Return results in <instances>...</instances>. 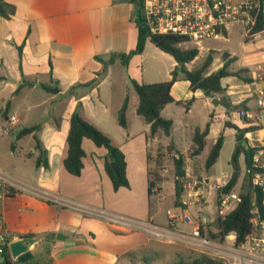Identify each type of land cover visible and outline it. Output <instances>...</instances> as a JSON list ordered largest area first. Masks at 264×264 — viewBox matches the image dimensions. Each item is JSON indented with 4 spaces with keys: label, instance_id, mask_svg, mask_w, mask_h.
<instances>
[{
    "label": "crops",
    "instance_id": "0c3cea01",
    "mask_svg": "<svg viewBox=\"0 0 264 264\" xmlns=\"http://www.w3.org/2000/svg\"><path fill=\"white\" fill-rule=\"evenodd\" d=\"M6 1L16 7V14L11 19L0 18V117L5 118L7 111V122L12 117L18 120L13 126L18 129L16 138L26 142L22 154L31 162L25 183L77 205L166 227L170 212L180 214L186 212L187 207L181 197L177 201L176 176L173 181L175 198L169 204L176 203L173 208L169 206L165 213L162 206L168 201L167 195L162 193L164 180L155 179L156 185L150 195V182L154 180L150 174L151 161L157 153L154 148L157 142L166 146L173 144L174 153L178 151L187 159L194 148L195 132L192 144L188 146L191 142L186 124L196 123L204 111V125L195 129L205 130L210 124L206 146L213 132L216 131L218 138L223 136L224 146L218 162L227 145H230L231 165L238 129L225 128L227 116L231 115L237 128L245 129L250 125L249 121L238 117V111L232 109L229 113L223 106L226 116L221 122L212 102L214 97H208L201 90L192 91L191 83L180 79L171 92L176 102L168 104L162 111V116L173 122L172 134L167 137L159 132L152 138L151 125L137 113L140 99L132 80L145 84L162 82L153 80L157 72L146 74L145 69H140L141 65L137 63L144 53L135 56L128 66L119 60L106 66L98 60L108 61L113 54L129 53L136 48L139 29L134 20V0ZM243 1L233 0L234 3ZM230 32L227 28L224 36H229ZM261 35L252 40V45L243 46L241 60L235 52L225 53L229 55V60H233L229 67L231 73L247 69L253 77L261 67L264 76V40ZM245 43H250L246 42V34ZM149 44L150 41L146 47ZM207 50L210 51L207 58L210 55L213 58L210 68L219 63L212 70L209 68V74H212L224 66V55L219 61L214 58V48L208 47ZM160 52L172 60L167 71V80L170 81L177 62L171 55ZM236 63L241 64L240 69L232 68ZM94 80L98 83L91 89L78 87L72 90ZM222 85L225 89L222 95L233 107L245 104V110L252 111L259 120L261 129L245 136L254 137V147H258L264 140V107L258 102L252 106L249 98L253 95L248 94V88L254 87L255 96L264 98L260 95L264 93V80L255 79L249 84L239 77L229 76L223 79ZM18 89L20 91L16 93ZM220 97L216 96V99L220 101ZM126 99L127 127L123 128L118 117ZM192 99L194 102L187 109L183 107L178 112V102ZM79 104L82 105L84 118L108 135L123 152L130 187L114 189L106 169L107 150L89 139L83 141L86 155L81 175L77 177L65 170L71 117ZM221 123L223 128H219ZM37 125H41L39 131L19 137L22 130ZM255 135L258 137L255 138ZM36 137L47 152L48 168L36 167L40 155ZM176 139L183 141V145L185 139V146L180 147ZM247 143L249 145L248 138ZM254 147L249 145L248 149ZM16 148L17 145L12 144L11 155ZM241 159L245 161V156ZM206 183L211 185L209 180ZM3 210L14 240L25 236L43 238L31 251L32 264H134L131 254L149 251L155 242L144 230L114 227L103 218L46 203L28 194L7 201ZM59 234L64 235L63 240L58 239Z\"/></svg>",
    "mask_w": 264,
    "mask_h": 264
},
{
    "label": "built area",
    "instance_id": "2783aa9c",
    "mask_svg": "<svg viewBox=\"0 0 264 264\" xmlns=\"http://www.w3.org/2000/svg\"><path fill=\"white\" fill-rule=\"evenodd\" d=\"M259 12L264 17V0H245L234 3L233 0H143L142 15L153 34L174 35L197 42L224 37L228 26L242 23L246 36L256 38L253 34ZM264 34V30L261 32ZM260 34V33H259ZM263 69L253 75L254 80H264ZM264 96V93H260ZM258 105L264 107V98L257 99ZM239 118L245 121H257L250 110L238 112ZM18 120L12 117L3 134L11 133ZM257 124H260L257 123ZM252 217L251 230L243 240L235 232L223 233L221 222L231 215L239 205L244 178L247 174L246 165L242 171L241 183L234 191L225 193L231 178L223 179L215 186L218 195L214 210H211L210 199L213 195L202 190L200 182L191 180L185 185L181 195L186 212L169 213V223L166 227L154 225L147 221H137L127 217L111 215L77 205L46 190L17 180L0 168V259L10 253L11 234L3 210L4 204L23 194L32 195L46 203L72 208L94 217L108 221L114 227L128 230H144L153 239L166 242L176 241L184 244L201 255L225 264H264V140L258 147L252 148ZM195 212L192 213L191 210ZM179 224L191 227L185 231ZM11 255V254H10ZM2 264V263H1Z\"/></svg>",
    "mask_w": 264,
    "mask_h": 264
},
{
    "label": "trees",
    "instance_id": "16d2710c",
    "mask_svg": "<svg viewBox=\"0 0 264 264\" xmlns=\"http://www.w3.org/2000/svg\"><path fill=\"white\" fill-rule=\"evenodd\" d=\"M136 4V11L134 13V20L139 29V36L136 48L129 53H119L113 54L108 61L98 58L106 66L114 64L119 60L124 66H128L130 61L138 55H142L145 51L146 44L148 41L153 43L161 51L171 55L177 62V67L172 72V79L167 82L155 83V84H145L139 83L132 80V85L137 92L140 102L137 109L138 115L144 117L146 122L151 125V137H155L159 132H163L167 137H170L173 130V122L167 120L162 116V111L164 108L171 103L176 102L172 96V88L176 82L180 79H184L191 83L192 91L201 90L208 97L221 96V103L227 108L228 111L236 110L240 112L245 110V104L239 106H232L228 98L222 94L225 93V89L222 85L223 79L229 76H236L242 79L244 82L252 84L254 78L250 75V71L245 69L236 73H231L229 67L233 60H229V55L224 54V66L214 72L209 74V68L212 65L213 58L210 55L204 62V64L194 71H190L187 65L193 62L199 55V49H182L180 45L189 42V39L174 36V35H158L153 34L145 22V18L142 15V5L143 0H134ZM16 14V7L9 4L6 0H0V18L11 19ZM264 30V17L259 12L258 20L253 29V34L258 35ZM253 38L246 36V42H251ZM98 81L94 80L85 85H79L74 87L72 90L78 87H83L91 89L97 85ZM45 88V86H44ZM20 89L17 90L18 93ZM194 102V99L190 100L188 106ZM182 104L183 102H178ZM127 109H128V99H126L122 109L119 112V124L123 127H127ZM8 112L4 113V117H7ZM250 125L248 128L240 129L238 128L236 141L237 145L233 152L231 158V165L233 168V174L231 180L227 187L223 189L225 193L237 190V184L241 173L243 171L241 167V157L245 156V165L247 167V174L244 178V184L242 192L239 198V205L237 209L229 215L225 221L221 222L220 226L223 229L224 234L235 232L238 234L239 239L243 240L245 236L251 230L250 219L252 217V193H251V164L254 149L246 148L247 138L246 134L255 132L261 129V125L257 124V121H249ZM41 129V125H37L31 128H25L19 133V137L33 134ZM210 132V124L207 125L205 130L197 129L193 138L194 148L192 150V156L201 155L206 148V138ZM85 139L91 140L96 146L103 147L107 150L106 156V169L112 180L115 190L122 187H130L127 174H126V160L123 152L114 145L112 139L106 135L97 126L90 123L82 115V105L79 104L75 112L71 117V127L67 139L68 143V154L64 159L65 170L74 176H80L84 168L83 158L85 157V151L83 149V141ZM37 148L40 151V155L36 160V167L44 166L49 167L47 152L43 148V145L38 137H36ZM224 146V137L220 136L214 146L211 148L208 158L206 160V169L210 171L213 166L218 162L221 151ZM174 150L173 144L169 147ZM175 153V189L177 201L180 200L181 195L185 190L187 171L185 168L186 158L183 154L176 151ZM112 162L118 164L119 174L116 175L112 168ZM244 168V165H243ZM155 180L150 182V195L153 194V189L155 188ZM133 254V253H132ZM6 261L2 264H32L33 259L32 252H28L15 262L13 261L9 251L6 254ZM144 264H151L152 260L147 257H143ZM174 264H223L219 261L213 260L206 255H199L190 261H185L183 259L176 261Z\"/></svg>",
    "mask_w": 264,
    "mask_h": 264
},
{
    "label": "rangeland",
    "instance_id": "374dc122",
    "mask_svg": "<svg viewBox=\"0 0 264 264\" xmlns=\"http://www.w3.org/2000/svg\"><path fill=\"white\" fill-rule=\"evenodd\" d=\"M228 28L231 30L229 36H224L218 39H210L202 41L201 43H197L194 41H189L186 43H183L180 45L182 49H193L198 48L200 50L199 56L189 64L190 70H196L200 68L203 63L205 62L207 56L209 55L210 51L207 50L208 47L214 48V58L219 61H222L223 55L225 53H233L235 52V55L241 60L243 58V46L245 45H252V41L250 43H245V27L242 23H234L228 26ZM262 40H264V34L260 37ZM165 53V52H164ZM139 66L141 65L140 69H145L146 74L148 73H154L157 72L153 76V80H156L157 82H166L168 81V75L167 71L171 68L172 60L167 57L166 55H163L159 48H157L153 43L149 44L145 52L143 54V57L141 58V61L137 63ZM219 63L216 62L215 65H213L210 70L215 68L216 65ZM233 69H240L241 64L236 63L232 67ZM184 80V79H183ZM249 95L251 98V104L252 106L257 105V97L255 96V88L249 87ZM216 99L214 97L213 100ZM218 100V99H217ZM219 101V100H218ZM220 102L219 106L214 105V109L216 110V115L219 116L221 122L225 120V113L223 112L225 110L224 105ZM189 101H183L182 104H179L180 106L176 109L181 110L183 107L187 109ZM231 111H229L230 113ZM206 111L201 112L200 119L196 123H188L187 126V136L189 137V143L188 146L192 144V137L195 132V128L202 127L204 125L205 115ZM239 117V115H238ZM225 125V124H224ZM222 123L219 124V128H223L224 126ZM8 126V122L5 118L0 117V168L4 170L7 173L12 174L11 176L16 178L17 180L23 181L24 178H27L28 175V168L30 167V160H28L23 154H22V148L27 146L26 142H21V140H18L16 138L18 129H14L13 127L11 130V133L9 134H3V130L5 127ZM236 126H238L236 124ZM240 126V124H239ZM228 136L230 135L229 131ZM258 137L255 135V138ZM218 135L215 132H213L209 137L207 141V146L205 151L199 155V156H192V152L190 151L186 163L185 168L187 171V182L191 180H196L200 182V187H202V190H206V192L210 195H213L210 199V205L211 210H214L215 207V201L217 198V191L214 189L215 186L221 182L223 179H229L232 175V167L229 163V155H230V145H227L225 150L222 153L221 159L218 162L217 165H215L210 171H207L206 169V160L208 158L209 152L214 144V142L217 140ZM229 138V137H228ZM249 145L251 147H254L256 144V141L254 140V137H247ZM176 142L180 147L185 146L186 140L184 139V145L183 141H179L176 139ZM159 143V144H158ZM12 144L17 145L16 151L13 155H11V146ZM170 146H166L161 142H157L154 149H156V156H153L152 162V168H151V176L152 179H158L160 181L164 180V186L162 187V193L167 195L168 201L163 203L162 206L164 207V212L166 213L167 208L170 206L169 204L174 200L175 198V192H174V184L173 181H175V153L174 150H171L169 148ZM177 157V156H176ZM157 159V160H156ZM241 167L243 169V165L245 166L244 160L241 159ZM9 174V175H10ZM242 173L239 178L237 186L239 187V183H241ZM209 180L211 182V185H208L206 182ZM211 180V181H210ZM26 182V181H25ZM238 187H236L238 189ZM237 191V190H236ZM163 198V195L160 196ZM157 200V199H156ZM179 203V202H178ZM160 204V203H159ZM172 204V203H171ZM176 205L174 203L170 206V208H173ZM191 212H195L193 209ZM110 214V213H109ZM88 215V214H86ZM119 216V215H117ZM121 217H125L122 216ZM163 217V216H162ZM161 218V217H160ZM134 219V218H133ZM138 220V219H135ZM142 221V220H138ZM160 224H163L160 222ZM179 227L182 228L185 231H191V227L179 224ZM157 241V242H156ZM201 255L200 253L194 251L192 248L181 244L176 241H166L162 242L155 239V242L152 243V249L146 252H135L131 254L132 258L134 259V264H144L143 257H147L148 259L152 260L151 264H174L178 260H185L190 261L191 259H194L195 257ZM223 263V262H221ZM225 264V263H223Z\"/></svg>",
    "mask_w": 264,
    "mask_h": 264
},
{
    "label": "water",
    "instance_id": "95a60500",
    "mask_svg": "<svg viewBox=\"0 0 264 264\" xmlns=\"http://www.w3.org/2000/svg\"><path fill=\"white\" fill-rule=\"evenodd\" d=\"M213 104L215 106H219L220 102L217 99L213 100ZM225 128H229V129H235L237 130V126L233 123L231 115L227 116V121L225 123ZM246 148L248 149L249 145L246 142ZM112 168L113 171L116 175L119 174V169H118V164L116 162H112ZM64 235L63 234H59L58 235V239L59 240H63ZM43 238H38V237H33V236H25V237H18L15 240L10 242V254L11 257L13 259V261H17L19 259V257H21L22 255L31 252L32 249L35 247V245H37L40 241H42ZM7 258H1L0 259V264L4 263L6 261Z\"/></svg>",
    "mask_w": 264,
    "mask_h": 264
}]
</instances>
